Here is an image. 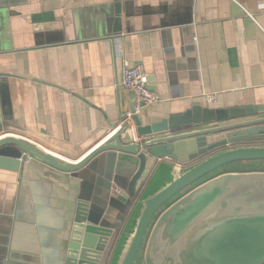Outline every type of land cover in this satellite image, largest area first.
I'll use <instances>...</instances> for the list:
<instances>
[{
    "label": "crops",
    "instance_id": "1",
    "mask_svg": "<svg viewBox=\"0 0 264 264\" xmlns=\"http://www.w3.org/2000/svg\"><path fill=\"white\" fill-rule=\"evenodd\" d=\"M116 11L122 31L114 34ZM125 61L142 64L160 96L137 114L143 126L183 131L197 106L263 110L264 0H0V139L76 163L126 122L124 136L137 138L129 112L121 121L133 93L121 85ZM117 156L101 153L70 174L30 159L23 175L0 168V264H58L79 201L111 231L100 263L108 255L111 264L139 200L114 195L136 171ZM161 166L144 190L171 180Z\"/></svg>",
    "mask_w": 264,
    "mask_h": 264
},
{
    "label": "water",
    "instance_id": "2",
    "mask_svg": "<svg viewBox=\"0 0 264 264\" xmlns=\"http://www.w3.org/2000/svg\"><path fill=\"white\" fill-rule=\"evenodd\" d=\"M113 22L112 32H121L119 11ZM127 95L121 121L132 115L137 138L124 136L131 127L126 122L107 143L72 163L9 136L0 139V168L23 175L30 159L70 174L114 151L136 168L119 200H139L111 264H264V170L257 167L264 166V109L197 106L179 131L170 123L143 126L136 93ZM246 162L253 167L227 168ZM157 165L171 180L144 190ZM89 207L77 203L58 264L101 263L111 231L90 219Z\"/></svg>",
    "mask_w": 264,
    "mask_h": 264
},
{
    "label": "built area",
    "instance_id": "3",
    "mask_svg": "<svg viewBox=\"0 0 264 264\" xmlns=\"http://www.w3.org/2000/svg\"><path fill=\"white\" fill-rule=\"evenodd\" d=\"M121 85L125 89L136 93L138 97L136 114H139L142 111V105H154L160 101L159 94L156 91L149 89L147 86V74L142 64H131L129 61H125L122 69ZM216 99L217 96L215 94L207 96V101L209 103L216 101ZM129 115L132 116L131 114ZM114 195L123 197L125 192L120 189H115Z\"/></svg>",
    "mask_w": 264,
    "mask_h": 264
},
{
    "label": "trees",
    "instance_id": "4",
    "mask_svg": "<svg viewBox=\"0 0 264 264\" xmlns=\"http://www.w3.org/2000/svg\"><path fill=\"white\" fill-rule=\"evenodd\" d=\"M254 167H256V165H254ZM260 168L262 169L263 167H260ZM262 170H264V169H262ZM107 260H108V255H106V257H105L104 261L102 262V264H107Z\"/></svg>",
    "mask_w": 264,
    "mask_h": 264
}]
</instances>
